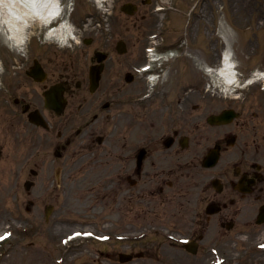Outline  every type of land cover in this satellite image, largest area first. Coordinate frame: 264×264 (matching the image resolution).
Instances as JSON below:
<instances>
[{
	"label": "rangeland",
	"instance_id": "1",
	"mask_svg": "<svg viewBox=\"0 0 264 264\" xmlns=\"http://www.w3.org/2000/svg\"><path fill=\"white\" fill-rule=\"evenodd\" d=\"M129 2L139 7L134 16L121 10ZM61 3L66 9L65 19L80 30L81 38L78 44L72 43L66 47L69 49L62 50L63 59L57 62L59 71L77 75L75 81L82 82L88 89L89 69L95 63L96 51L108 53L95 98L108 93H116L121 98L117 110L130 115L129 143L146 136L138 99L143 91L150 89L160 91V95L153 98L149 106L157 108L164 100L172 102L176 114L173 128L190 138L185 154L190 156L191 162L177 165L176 186L167 193L168 199L156 197L153 200L169 202L165 205L167 209L158 210L161 215L150 216L148 221L157 227L169 226L175 222V209L183 203L187 209L176 222L188 229L196 224L197 209L205 208L217 195L229 205L234 167L251 162L255 157L264 165V92L261 84H253L242 88L237 98L214 97L206 92L212 81L206 69L219 68L222 55L228 53L237 64L242 83L248 81L254 71H264V0H113L109 26L102 21L94 0H61ZM159 7H164L165 11L158 12ZM90 18L92 23L86 28ZM38 29L35 25L31 30L37 34ZM90 39L93 42L85 45L84 41ZM154 39L162 43L171 57L164 63L162 77L151 86L141 70L149 62L147 49ZM121 40L127 43L128 53L115 57L116 63L112 65L110 55ZM14 51L0 30V57L5 67ZM129 72L135 77L131 84L125 81ZM184 97L188 100L187 107H180L179 101ZM228 108L241 112V118L226 127L208 125L210 115ZM170 113L158 114L156 126L150 129L154 137H162L171 128ZM228 133L237 137L235 147L223 153L216 168L203 169V158L222 143L221 139ZM71 157L72 152L61 161L53 162L51 158L44 164L37 162L40 167L34 162L21 176L14 172L19 162L0 161V264H104L106 261L98 256L107 247L91 240L89 235L110 233L107 220L117 222L121 215L110 211L103 190L99 191L101 184L95 182L94 169L88 165L79 171L74 169ZM29 169H35L38 175L33 177ZM215 179H221L224 185L221 194L211 185ZM27 181L35 183L31 195L24 188ZM29 201L34 202L31 211H27ZM49 206L53 211L47 221ZM134 217L132 213L127 219L131 221ZM230 220L232 218L228 217L225 221ZM258 231L264 233V227ZM237 232V229H225L224 238L218 242L224 264H264V260L258 258L264 237L244 241L236 236ZM210 239L201 243L202 249L212 244ZM159 242L172 243L164 239ZM116 251L124 249L118 246ZM111 263L119 264L115 260Z\"/></svg>",
	"mask_w": 264,
	"mask_h": 264
},
{
	"label": "flooded vegetation",
	"instance_id": "2",
	"mask_svg": "<svg viewBox=\"0 0 264 264\" xmlns=\"http://www.w3.org/2000/svg\"><path fill=\"white\" fill-rule=\"evenodd\" d=\"M33 44L25 58L15 53L7 58L0 81V161L19 162L14 172L21 176L34 162L40 167L37 162L44 164L51 158L53 162L61 161L72 152L74 169L79 171L85 165L94 169L95 182L101 184L99 191L103 190L110 211L121 215L117 222H106L110 233L105 234L107 240L103 245L107 249L98 256L106 260L104 264H112L114 260L123 264L121 252L116 251L118 246L128 256L125 259L130 260L126 264H219L222 255L218 242L229 225L238 230L236 236L241 240L264 237L258 231L264 227L258 225V220L264 218V165L258 157L234 167L229 205L217 195L205 208L197 209L194 227L183 229L176 222L187 209L183 203L175 209V222L169 226L157 227L149 222L150 216L161 215L158 210L167 209L165 205L169 202L153 200L168 199L167 193L176 186L177 165L183 162L188 165L192 160L185 154L190 138L173 128L176 117L173 103L164 100L161 107L152 108L149 104L159 97L160 91L151 94L143 91L138 99L141 107L138 112L146 136L131 140L130 144L127 136L130 115L117 110L121 98L116 93L95 98L99 90L92 94L82 82L75 81L77 75L59 71L57 62L63 59L62 49L45 47L48 45L43 41L32 47ZM119 56L117 50L111 53L112 65ZM53 87L61 99L49 105L45 94ZM187 103L184 97L179 106L187 107ZM166 111L171 112L173 124L162 137H154L150 129L156 126L158 114ZM231 137L228 133L222 140L227 143ZM219 145L222 153L228 151L226 145ZM210 204H217L221 210L208 215L206 209ZM132 213L135 217L128 221ZM228 217L232 220L225 221ZM169 236L187 237L196 254L173 241L169 245L160 244L159 239L168 240ZM209 238L212 244L202 249L201 243ZM258 255L263 261L264 251Z\"/></svg>",
	"mask_w": 264,
	"mask_h": 264
},
{
	"label": "bare ground",
	"instance_id": "3",
	"mask_svg": "<svg viewBox=\"0 0 264 264\" xmlns=\"http://www.w3.org/2000/svg\"><path fill=\"white\" fill-rule=\"evenodd\" d=\"M60 12V0H0V30L5 33L9 43L22 46L26 43L27 29L35 24L49 26L53 22H61L63 19L60 18ZM47 35L49 39H57L62 45L75 38L68 23L50 30ZM233 66L226 59L225 67L219 70L216 76L225 78L227 75L229 81H232L235 79L232 73ZM227 84L226 87L229 89L231 84L230 82Z\"/></svg>",
	"mask_w": 264,
	"mask_h": 264
},
{
	"label": "water",
	"instance_id": "4",
	"mask_svg": "<svg viewBox=\"0 0 264 264\" xmlns=\"http://www.w3.org/2000/svg\"><path fill=\"white\" fill-rule=\"evenodd\" d=\"M123 10L128 13V14H134V12L137 10V7L131 4L126 5ZM119 51L121 53H125L126 52V46L123 42H121L119 44ZM97 58L98 61L101 62L103 61L106 57L101 54L98 53L97 54ZM103 68L102 67H93L91 70V90L95 91L96 88L98 87L100 78H101V73H102ZM127 81L131 82L132 81V77L131 75L127 76ZM49 99L53 98V93H50L47 95ZM238 117V115L233 111V110H228L223 112L221 115L219 116H212L209 118V123L212 125H223V124H229L231 123L234 119H236ZM220 153L219 150H212L209 154V156L206 158V160L203 163V166L205 168H213L219 159ZM216 187L218 188V190L220 191L221 187L219 186L218 182L215 183ZM31 184H27L26 188L30 189Z\"/></svg>",
	"mask_w": 264,
	"mask_h": 264
},
{
	"label": "clouds",
	"instance_id": "5",
	"mask_svg": "<svg viewBox=\"0 0 264 264\" xmlns=\"http://www.w3.org/2000/svg\"><path fill=\"white\" fill-rule=\"evenodd\" d=\"M5 7H8V5H5ZM3 69H2V67H0V71H2Z\"/></svg>",
	"mask_w": 264,
	"mask_h": 264
}]
</instances>
